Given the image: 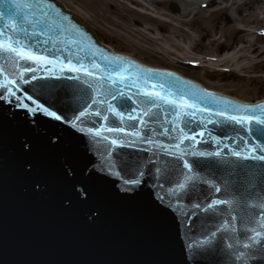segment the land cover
Listing matches in <instances>:
<instances>
[{
    "label": "water",
    "instance_id": "obj_1",
    "mask_svg": "<svg viewBox=\"0 0 264 264\" xmlns=\"http://www.w3.org/2000/svg\"><path fill=\"white\" fill-rule=\"evenodd\" d=\"M49 4L53 8H48ZM42 6L47 16L35 9L34 15L22 10L28 12L32 21L31 24L17 21L21 27L28 28L27 35L19 29L18 34L13 33L6 27L7 17L0 21L5 34L0 39L13 35L35 55L53 61L45 66L0 51L3 68L0 83L16 81L8 85L15 95L0 89L3 92L0 96V264H241L235 255L248 252L242 248L251 235L247 229L264 231L260 227L262 222H258L259 205L264 202V165L241 162L232 156L230 150L243 147L239 135H246L244 129L214 113L252 116L243 107L255 108L264 105V101L242 103L207 91L172 71L153 69L114 54L100 43L94 30L58 0H45ZM171 9L178 12L176 5H171ZM33 30L41 34L33 36ZM116 59L124 62L127 69L124 74L130 78L124 82L117 80L113 87L146 101L139 107L131 101L119 103L129 109L136 108L131 115L147 120V131L139 120L130 121L128 114L123 121L113 116L104 104L94 105L89 115L77 120L81 91L98 99H103L102 92L93 93L78 81L43 79L79 75L91 80L82 73L61 72L59 65H67L69 60L77 66L82 62L99 75L109 66L108 61ZM93 63L100 65V71L92 68ZM25 68L35 69V73L24 72ZM153 84L157 85L155 91L165 96L171 94L172 99L187 100L200 111L178 109L157 100L160 107L151 109L156 116L148 120L143 112L152 102L134 94L138 88L153 91ZM37 105L60 115L61 120L45 114ZM234 106H240V111ZM96 110L101 112L100 117L91 114ZM182 111L192 113L195 118L184 116L175 120L171 115ZM104 115L109 117L108 121L102 118ZM209 120L219 123L212 124ZM108 127H121L124 132H108ZM180 127L189 135H196V140L180 144ZM90 128L100 130V136L89 133ZM133 131L140 135L125 134ZM200 132L204 133L203 137L198 135ZM146 135L153 143L144 139ZM111 140L118 144H111ZM120 143L125 147H119ZM176 144H180L179 149L172 147ZM257 144L260 141L253 138L248 150ZM163 145L169 146L168 149ZM166 150L173 155L188 152L184 158L192 161L199 173L195 185L184 190L176 187L184 181L182 173L191 174L183 168L182 161L165 155ZM217 150H222L223 160L191 155L192 151ZM253 169L257 173L254 178L248 175ZM140 172L144 173L142 177ZM133 177L141 183L125 185L124 180ZM203 180L214 181L221 192L215 193ZM229 193L237 197L235 210L226 206L221 208L223 214L202 210L210 199L225 198ZM241 194L244 200H240ZM197 203L202 208L194 207ZM242 203L249 205L246 211L254 218L251 224L231 220L232 215L244 214L239 206ZM225 221L229 222L227 230L211 237V245L206 246L211 232ZM229 244L233 246L231 249L227 247ZM245 264H264V256H253Z\"/></svg>",
    "mask_w": 264,
    "mask_h": 264
},
{
    "label": "rangeland",
    "instance_id": "obj_2",
    "mask_svg": "<svg viewBox=\"0 0 264 264\" xmlns=\"http://www.w3.org/2000/svg\"><path fill=\"white\" fill-rule=\"evenodd\" d=\"M59 1L79 14L117 53L152 68L175 71L207 89L241 101H253L252 93L256 91L259 95L261 91L260 98L264 97V0H244L247 3L241 4L223 0L229 7L224 12H217L213 0L193 3L189 0ZM210 1L212 4L207 6L206 2ZM173 4L177 5L178 12L171 9ZM239 28L247 32L241 33ZM254 31L260 33L258 40L254 39ZM170 44L188 50L184 51L186 58ZM249 45L260 48L257 60L249 62L250 68L234 74L207 69L213 56L232 54ZM201 58H207L206 64L193 61Z\"/></svg>",
    "mask_w": 264,
    "mask_h": 264
},
{
    "label": "snow or ice",
    "instance_id": "obj_3",
    "mask_svg": "<svg viewBox=\"0 0 264 264\" xmlns=\"http://www.w3.org/2000/svg\"><path fill=\"white\" fill-rule=\"evenodd\" d=\"M45 3V0H38L36 3H21L20 0H0V21L4 20L5 17L8 18L9 23L6 25V27L10 28L13 33H17V29L19 31L23 32L25 35L28 33V28L21 27V25L17 22L19 20H22L24 23L31 24L32 21L28 18V12H32L34 15L33 9L38 10L42 14H45L47 16V13H45V8L42 6ZM48 8H53L52 5H48ZM23 9H27L28 12H23ZM62 20H67V17H62ZM55 23V21H53ZM70 23V22H69ZM57 27H60V24L56 25ZM64 30V29H62ZM41 33H37L33 30L32 35L38 36ZM4 31L3 29H0V37H4ZM0 51L7 52L10 54L15 55L21 60L30 61L33 63H43L45 66L53 64V61L48 60L45 56H38L35 55L30 49H27L24 45V42L20 39H16L15 36L9 35L5 39H0ZM124 62L120 61L119 59H116L114 61H108V67L103 69L99 75L94 73L93 71L89 70L84 66V64L81 62L78 66L72 64L71 60L68 61L67 65L60 64L59 68L61 72H68V73H82L83 76L91 77V80H84L81 78V76H66L61 77L54 75L53 77H44L43 79H65V80H72V81H78L80 84H84L87 86V89H89L93 93L102 92L103 99H98L95 96L89 95L88 92L81 91L79 99L81 101L80 103V110L79 114L76 117L77 120H82L87 115H89V111L93 108L94 105L104 104L107 106L106 110L110 111L113 116H117L120 118L121 121H123L125 114H128V119L130 121H137L139 120V123L141 125L145 126V131H147V120L139 119L138 116L131 115L132 112L136 111V108L129 109L126 104H121L119 101H131L133 105L136 107H139L141 103H146V101H140L137 99H134L133 96L127 95L122 88H114L113 86L116 84L117 80L124 82L128 80L130 77L125 75L124 73L127 72V69L123 67ZM92 68L97 69L100 71V65L93 63ZM24 72H32L35 73V69H29L25 68ZM3 73V68L0 67V74ZM153 75H159L158 73H153ZM23 75L21 74L20 79H23ZM33 78L36 77L33 75ZM107 81L108 83L105 84L104 82ZM16 81L13 80H7L6 83H0V89H3L6 91L9 95H15L11 87H8V85L14 84ZM147 83V81H145ZM157 87L156 84L152 85L153 91H148L147 89H137V92L134 94L135 96H144L147 97L149 101H151V105L148 109H146L143 112V115L148 118V120L153 119L156 114L152 112V108H159L160 105L156 103L157 100L164 101L167 105H174L178 109H187L192 108L194 111H200V109L196 108L194 104H189L187 100L183 99H172L170 98L171 94L169 96L163 95L161 92L155 91V88ZM160 88L163 89L164 85H160ZM3 95V92H0V96ZM111 98V99H109ZM112 101H117V103H112ZM227 103V102H226ZM237 111H240V106H234ZM37 108L41 109L45 114L53 117L55 120L60 121L61 116L57 115L55 112H50L48 108L43 107L41 105H37ZM259 109V112L257 114V110ZM164 111V110H162ZM243 111L245 113L252 112V116L247 115H225L224 113L217 112L214 113V115L222 116L224 121L234 123L235 125H238L240 128L244 129V132L246 135H239V140L243 142V147L239 148V150H230L232 156H234L238 161L241 162H253L258 165H264V105H258L255 108L252 107H243ZM92 115L96 117L101 116V112L99 110L93 111L91 113ZM164 114L167 116L169 113L166 111ZM175 120H181L184 116H189L190 118L194 119V115L192 113H189L187 111L172 113ZM105 121H108L109 117L107 115H104L102 117ZM182 123H186L182 121ZM209 123L212 124H218L219 121H213L209 120ZM180 132L182 133V136L180 137V144H182L185 140H196V135H189L187 132H185L183 127H180ZM108 132H124V129L121 127H108L106 129ZM165 134L169 132V129H165ZM89 133H94L96 136H100V130L96 129H89ZM128 136H139L140 133L138 132H127L125 133ZM200 137H203L204 133L200 132L198 133ZM172 139V137H169ZM260 141V144H257L252 150H248V144L252 142V139ZM103 139L108 140L107 136H104ZM145 140H147L149 143H153V141L146 135L144 137ZM111 144L116 145L118 144V141L111 140ZM180 144L173 145L172 147H175L177 149L180 148ZM119 147H125V144L120 143ZM165 149H168L169 146L163 145ZM227 147V145H225ZM222 150H217L214 152H196L192 151L191 155L194 158H204V159H212L217 158L218 160H223L224 157L221 156ZM165 155L172 156L174 160H180L182 161L183 168L188 170V173L191 175L183 174L184 175V181L179 182L177 184V188L184 190L189 185H195L197 183V176L199 173L196 171V165L184 157L188 155L187 151H180L178 155H173L170 151H165ZM171 167H175V165H171ZM233 168L236 166H232ZM157 171H161V169H157ZM139 175L142 177L144 175L143 172H140ZM248 175L251 177H255L257 175L256 170H251L248 172ZM203 183L208 184V186L212 189H214L215 193H220L221 188L216 185V183L212 180H203ZM125 185L130 186H138L141 181L138 178H131V179H125L124 180ZM251 183V180H249V184ZM228 182L225 181V191L228 192L227 187ZM173 192H175V189H173ZM240 200H244L243 194L240 196ZM222 206H226L229 210H235L237 207V197L233 193H229L228 196L225 198H213L210 199L206 206L197 203L194 205L196 208H202L203 211L208 212L211 210L213 214H216L220 212V214H223L221 211ZM241 208V211L244 213L242 216L238 217L236 215L231 216L232 221L240 220L242 223H253V216L246 211V209L249 207L246 203H242L239 205ZM250 207L256 208L257 205H251ZM260 208V216L259 221L261 229H264V202H262L259 205ZM228 221H225L224 224L220 225L215 231L211 232V236L206 242V246H210L212 243L211 237H216L218 233H222L228 228ZM248 233H251V235L247 236V242L242 244V248L248 250V252L240 251L236 253L235 259L240 261L241 264H245V261L248 259H251L253 256H264V231L257 230L254 227L247 229ZM229 249H231L233 246L229 244L227 246Z\"/></svg>",
    "mask_w": 264,
    "mask_h": 264
},
{
    "label": "bare ground",
    "instance_id": "obj_4",
    "mask_svg": "<svg viewBox=\"0 0 264 264\" xmlns=\"http://www.w3.org/2000/svg\"><path fill=\"white\" fill-rule=\"evenodd\" d=\"M194 1H196V0H189L190 3L191 2L193 3ZM224 1H226V0H224ZM224 1L223 0H213V4L217 5V8H216L217 12H224V11H226L229 8V7H226L223 4ZM228 1L229 0H227V2ZM230 1L231 2L233 1V4L234 3L236 4V2L239 3V4H241L242 2L247 3V2H245L246 0L245 1L244 0H235L236 2L234 0H230ZM230 1H229V3H231ZM211 3H212V1H211ZM257 9L259 10L258 7H257ZM251 11H252V8H251ZM139 14L144 15V16L145 15H147V16L149 15L147 13H142V12H139ZM255 14H257V13L255 12ZM158 19L160 20V18H158ZM256 19H259V17H256ZM137 23L140 25V23L138 21H137ZM184 23H186V22H183L182 24H184ZM239 31H242L241 33L247 32L246 30L244 31L242 28H239ZM155 40L159 41V39H155ZM257 40H258V37H257ZM160 41H162V40H160ZM188 46H190V45H188ZM170 47H177L178 50L182 51V53H183V57L182 58L183 59L186 56V55H184V54H186L185 52H188V50L187 51L184 50L185 51L184 52L180 48V46H178V45L170 44ZM259 49L260 48L256 49V47H254V45H253V47H251L249 45L246 48L243 46L242 48L239 49V51H236L235 53H232V54L221 53V55H219V56L218 55L213 56L214 58H210V63L207 66V69L208 70L212 69V70H214V71H216L218 73H223V74H225L227 72L237 73L238 71H243L245 69L250 68L249 62H252V61L255 62L257 60V57H258L257 54H258V50ZM111 50L113 52H115L113 49H111ZM164 51L168 52L167 50H164ZM251 55H253L254 58ZM262 55H264V54H262ZM205 59H207V58L197 59L196 63L197 64L204 63Z\"/></svg>",
    "mask_w": 264,
    "mask_h": 264
},
{
    "label": "flooded vegetation",
    "instance_id": "obj_5",
    "mask_svg": "<svg viewBox=\"0 0 264 264\" xmlns=\"http://www.w3.org/2000/svg\"><path fill=\"white\" fill-rule=\"evenodd\" d=\"M252 94H254V97H255L253 101H258V100L262 99V98H260L261 91H260V95L258 94V91L254 92V93H252ZM263 98H264V97H263Z\"/></svg>",
    "mask_w": 264,
    "mask_h": 264
}]
</instances>
